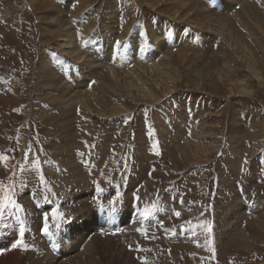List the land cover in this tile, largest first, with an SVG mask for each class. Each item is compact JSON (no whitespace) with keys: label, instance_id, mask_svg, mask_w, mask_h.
I'll list each match as a JSON object with an SVG mask.
<instances>
[{"label":"rangeland","instance_id":"obj_1","mask_svg":"<svg viewBox=\"0 0 264 264\" xmlns=\"http://www.w3.org/2000/svg\"><path fill=\"white\" fill-rule=\"evenodd\" d=\"M69 27L114 57L95 113L39 82ZM0 97V264H264L260 0H0Z\"/></svg>","mask_w":264,"mask_h":264},{"label":"bare ground","instance_id":"obj_2","mask_svg":"<svg viewBox=\"0 0 264 264\" xmlns=\"http://www.w3.org/2000/svg\"><path fill=\"white\" fill-rule=\"evenodd\" d=\"M260 2H261V6H264V0H260ZM186 6H189V4L188 3H182V8H184L187 11L184 15L188 16L189 15L188 12H190L191 9L186 8ZM257 15L259 18H261L262 14H261V12H258ZM50 22H53V18L50 19ZM253 24L257 25L256 22H253ZM65 32H66V34H65ZM92 32L93 31L83 32L86 35H83L82 33L80 35L79 29L73 30L72 27H69L66 30H62L61 36L65 37V39L59 41V42H61V44H59L58 48H57V50L59 51V57H57V60L52 65V69H47V68H50L51 65L48 63V61H45L43 58H42V60L41 59L39 60L40 62L38 61L39 65H40L39 69L41 70V72L43 74L42 76H40V79H39L40 85L46 86V83L50 82V85L52 87H54V89L57 91L56 92L57 95L54 97L55 102L57 103L56 106L58 109H64L65 113H66V111L69 113V111L71 109L70 107H72V106H73V110H74V107H76L78 110H84L88 114L97 112L96 106L93 102H92V104H91V102L90 103L85 102L88 99H90L91 97H89L84 92H77L76 90H72L73 88H77V85H78V84H76L77 78H83L85 82L87 81V85H92L90 83V82H92L91 80L94 81L95 85H96V83H98L97 80H102V81L106 82L108 85L113 83L109 76L115 77V74H116V69L111 65V63L114 61V57L111 56V54L107 55V53H106L107 44L105 45L103 50L102 49L100 51L98 50L97 46L94 44L93 39L90 40V35ZM189 35H191L190 30L188 31L186 37L189 38L190 37ZM160 45L161 44L154 45L151 50L143 49V51L141 53L143 56H145V55H149L148 57L153 56L157 52H159L158 47ZM226 49L230 53L229 55H231L232 54L231 44L226 43ZM108 53H110V52H108ZM163 60L168 62V58H166V57H164ZM158 64L156 63L155 73H158V71L161 70V68L157 69ZM236 65L239 68H241L239 61H237ZM154 67L155 66H153L152 69ZM43 70H44V72H43ZM107 75H109V76H107ZM136 75L139 77L140 73L137 72ZM253 75H257V74H253ZM250 76H252V75H250ZM150 81L153 82L154 80H150ZM80 84H82V83H80ZM118 85L126 87V85H122V84H118ZM151 86H156V83L152 84ZM66 107H68V109ZM255 135L257 136V138H259L260 136L262 137V132L256 130ZM237 152H239V151H237ZM10 221L11 220L8 221L7 218L4 217V222H2L3 226H1L2 229L4 227H8V228L13 227L11 225L12 221L11 222ZM18 223L19 222H16L15 224H18ZM94 224L96 225V222ZM94 224L89 227L90 230L93 229L95 231V229L101 228L102 231L103 230L106 231L105 233H107V232L110 233L113 231L112 230L113 228L111 229L110 227H106L103 225L97 226L95 228ZM5 233H6V231H5ZM2 234H4V232H2ZM2 234H0V235H2ZM109 237H112V236H109ZM14 240H15V236L13 235L9 239L8 243L13 242ZM45 245L49 246V247H47V246L44 247V249L47 251V255H46L47 257L46 258L53 259V260H51V264H54V259L56 257L54 258V256H53L52 252H53L54 248L52 246H54L56 249V244H54V242L51 239H48L45 242ZM76 245H78L77 246V250H78L79 243L75 242V243H70L63 250H60V253H62V255H63L64 252L66 251L67 247L73 248ZM85 248H87L86 251H88V253H89L90 249L92 248V243L88 247H85ZM7 252H9V251H6L5 253H7ZM42 252L45 253V251H42ZM9 253L10 254L4 255L3 258L8 259L9 257L22 255L20 253V251H18L15 248L10 250ZM77 256H79V255H77Z\"/></svg>","mask_w":264,"mask_h":264},{"label":"snow or ice","instance_id":"obj_3","mask_svg":"<svg viewBox=\"0 0 264 264\" xmlns=\"http://www.w3.org/2000/svg\"><path fill=\"white\" fill-rule=\"evenodd\" d=\"M0 207H2V206H0ZM16 207H19V205H16ZM0 214H2V213H0ZM175 215H176L177 217H179L181 214H180V212H176ZM208 230L211 231V226H210V225L208 226ZM43 231H44L45 233H47V232H48V229H47V228H44ZM19 243H20V242H18V244H19ZM18 244H17V245H14V247L18 246Z\"/></svg>","mask_w":264,"mask_h":264}]
</instances>
